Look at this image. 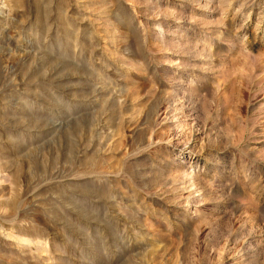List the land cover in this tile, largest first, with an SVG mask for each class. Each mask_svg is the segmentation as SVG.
Wrapping results in <instances>:
<instances>
[{
  "label": "rangeland",
  "instance_id": "374dc122",
  "mask_svg": "<svg viewBox=\"0 0 264 264\" xmlns=\"http://www.w3.org/2000/svg\"><path fill=\"white\" fill-rule=\"evenodd\" d=\"M0 264H264V0H0Z\"/></svg>",
  "mask_w": 264,
  "mask_h": 264
}]
</instances>
